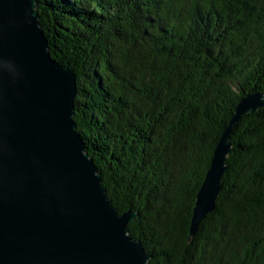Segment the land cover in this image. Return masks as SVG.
I'll return each instance as SVG.
<instances>
[{"label":"trees","instance_id":"trees-1","mask_svg":"<svg viewBox=\"0 0 264 264\" xmlns=\"http://www.w3.org/2000/svg\"><path fill=\"white\" fill-rule=\"evenodd\" d=\"M77 76V131L148 264H264V108L241 119L216 209L197 195L238 104L264 94V0H39Z\"/></svg>","mask_w":264,"mask_h":264},{"label":"water","instance_id":"water-1","mask_svg":"<svg viewBox=\"0 0 264 264\" xmlns=\"http://www.w3.org/2000/svg\"><path fill=\"white\" fill-rule=\"evenodd\" d=\"M31 8L0 0V264H148L128 229L138 215L113 206L77 131V76L52 58ZM261 108L263 93L238 104L197 195L190 241L216 209L234 128Z\"/></svg>","mask_w":264,"mask_h":264},{"label":"clouds","instance_id":"clouds-1","mask_svg":"<svg viewBox=\"0 0 264 264\" xmlns=\"http://www.w3.org/2000/svg\"><path fill=\"white\" fill-rule=\"evenodd\" d=\"M28 2L29 3H31V5H32V8H31V15L34 17V18H36V17H38V15H37V8H38V3H39V0H28ZM26 14H28L27 12H26ZM2 57H0V61H2ZM3 66H5V67H8V68H11L12 69V64H7V65H3Z\"/></svg>","mask_w":264,"mask_h":264}]
</instances>
